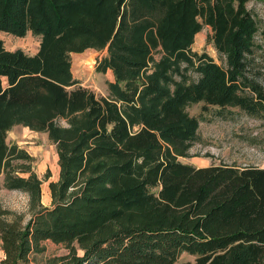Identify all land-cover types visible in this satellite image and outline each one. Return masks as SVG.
<instances>
[{"label": "trees", "instance_id": "trees-1", "mask_svg": "<svg viewBox=\"0 0 264 264\" xmlns=\"http://www.w3.org/2000/svg\"><path fill=\"white\" fill-rule=\"evenodd\" d=\"M250 1L0 0V32L41 38L33 56L0 40V190L26 194L30 213L0 206V264H264V168L179 161L198 138L192 105L264 126ZM204 27L225 66L192 50ZM90 49L107 50L111 98L74 79L72 54ZM18 125L56 145L50 207L34 159L7 144ZM47 242L67 253L44 257Z\"/></svg>", "mask_w": 264, "mask_h": 264}, {"label": "rangeland", "instance_id": "rangeland-1", "mask_svg": "<svg viewBox=\"0 0 264 264\" xmlns=\"http://www.w3.org/2000/svg\"><path fill=\"white\" fill-rule=\"evenodd\" d=\"M249 9L254 12L260 27H264V1L251 0ZM211 28L204 27L194 41L192 50L198 54L206 53L215 62L225 66V61L216 52L210 42ZM0 40L10 51L22 50L28 55L37 54L41 38L28 34L23 38L0 32ZM107 55V50L90 49L81 54H72V72L79 85L93 91L97 97L111 98L109 84L115 81L112 71L106 73L98 71L101 60ZM159 55H156L158 58ZM255 62L249 71L264 87V52L255 54ZM192 80L198 75L190 71ZM205 104L192 105L188 108L191 116L201 119L198 138L189 152V157L179 158V161L199 168L207 166H258L264 168V126L261 120L246 114L239 108H226L219 112V108L208 107L203 111ZM66 126V122L61 121ZM9 146H18L26 151L33 159V171L42 180V204L51 206L49 185L57 182L60 176V166L56 145L49 139L47 133L34 132L22 125L14 127L7 136ZM29 198L19 191L0 190V206L16 215H24L25 222L30 218ZM14 216V215H13ZM44 257L59 256L67 253L65 246L46 243ZM4 253L0 248V261ZM44 258H38V261ZM196 257L187 254L181 255L179 263H195Z\"/></svg>", "mask_w": 264, "mask_h": 264}]
</instances>
